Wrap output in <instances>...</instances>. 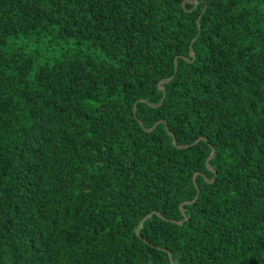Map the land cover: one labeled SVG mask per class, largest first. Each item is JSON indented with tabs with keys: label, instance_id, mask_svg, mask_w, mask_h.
I'll return each mask as SVG.
<instances>
[{
	"label": "trees",
	"instance_id": "trees-1",
	"mask_svg": "<svg viewBox=\"0 0 264 264\" xmlns=\"http://www.w3.org/2000/svg\"><path fill=\"white\" fill-rule=\"evenodd\" d=\"M0 264H264V0H0Z\"/></svg>",
	"mask_w": 264,
	"mask_h": 264
},
{
	"label": "water",
	"instance_id": "water-1",
	"mask_svg": "<svg viewBox=\"0 0 264 264\" xmlns=\"http://www.w3.org/2000/svg\"><path fill=\"white\" fill-rule=\"evenodd\" d=\"M190 1H194V0H190ZM176 68H177V65H176ZM171 79V78H170ZM170 79H168L167 81H169ZM161 84V83H160ZM161 87L163 88V90L165 91V88H164V86L163 85H161ZM200 139V138H199ZM198 139V140H199ZM197 140V141H198ZM175 144H177V142L175 141ZM184 145H179V147H183ZM215 154V150H213V152H212V154H211V156H210V158L213 156ZM152 215V213H150V214H148L144 219H142L141 220V222H140V224H139V227H138V233H139V231H140V226H141V224L148 218V217H150ZM171 262H173V258L171 257Z\"/></svg>",
	"mask_w": 264,
	"mask_h": 264
}]
</instances>
